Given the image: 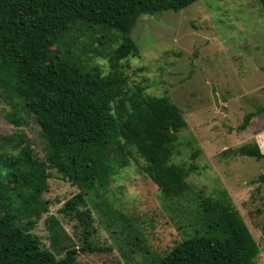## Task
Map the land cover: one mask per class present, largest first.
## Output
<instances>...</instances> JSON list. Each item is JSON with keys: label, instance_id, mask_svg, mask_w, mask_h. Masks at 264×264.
<instances>
[{"label": "rangeland", "instance_id": "obj_1", "mask_svg": "<svg viewBox=\"0 0 264 264\" xmlns=\"http://www.w3.org/2000/svg\"><path fill=\"white\" fill-rule=\"evenodd\" d=\"M93 30H77L73 51L108 74L110 67L102 54L107 56L120 39L114 30ZM130 36L138 56L121 61L126 87L139 85L145 87L146 95L167 96L187 122L168 159L169 165L195 166L185 178L186 187L163 191L143 170V159L132 149L120 153L116 142L115 152L107 151L115 159L107 163L110 176L100 188L83 194L81 208L90 210L95 231L89 237L92 249L81 250V225L60 210L81 189L48 161L47 141L33 114L0 81V177L14 185L15 179L33 173L32 159L43 162L46 172V186L37 194L31 188L26 193L31 207L21 212L20 222L33 220L32 232L42 246L50 247L47 219L53 218L61 243L78 248L76 264H149L193 235L197 226L193 211L201 201L224 195L228 209L238 213L257 243L253 264H264V185L257 182L264 174V158L223 153L252 142L264 152V112L244 130L238 129L244 114L264 107L260 3L197 0L178 11L141 14ZM210 83L217 92L218 107ZM7 204L8 199L0 202V212Z\"/></svg>", "mask_w": 264, "mask_h": 264}, {"label": "trees", "instance_id": "obj_2", "mask_svg": "<svg viewBox=\"0 0 264 264\" xmlns=\"http://www.w3.org/2000/svg\"><path fill=\"white\" fill-rule=\"evenodd\" d=\"M195 1L0 0L1 85L15 92L33 114L47 141L48 161L81 189L60 210L81 225L83 251L92 249L89 237L95 231L90 210L81 208L83 194L100 188L110 176L114 156L107 151L114 153L116 142L120 153L134 150L143 159V170L167 193L186 187L185 178L195 168L168 164L171 146L187 126L180 107L167 96L146 95L143 86L127 88L121 70L123 59L138 56L130 31L141 14L178 11ZM258 2L264 11V0ZM95 27L114 30L120 39L107 56L102 54L108 74L73 51L77 30ZM98 43L104 44L101 38ZM262 112L264 107L244 114L238 129L244 130ZM223 153L264 158L256 142ZM106 157L109 161H104ZM31 166L33 173L15 179L14 185L0 177V202L8 199L0 212V264H76L78 248L61 243L53 218L47 219L50 247L42 246L32 232L33 220L20 222L21 212L31 207L29 188L37 194L46 186L44 163L32 159ZM2 171L0 161V176ZM257 182L264 185V174ZM225 199L223 195L201 201L193 211L197 221L193 235L149 264H253L257 243Z\"/></svg>", "mask_w": 264, "mask_h": 264}, {"label": "water", "instance_id": "obj_3", "mask_svg": "<svg viewBox=\"0 0 264 264\" xmlns=\"http://www.w3.org/2000/svg\"><path fill=\"white\" fill-rule=\"evenodd\" d=\"M210 92H211V95H212V98H213V101H214V105L216 107L219 106V99H218V96H217V92L213 86V84L210 83Z\"/></svg>", "mask_w": 264, "mask_h": 264}]
</instances>
